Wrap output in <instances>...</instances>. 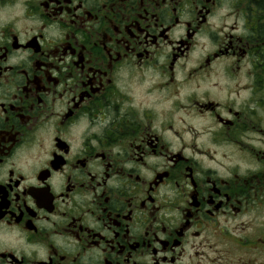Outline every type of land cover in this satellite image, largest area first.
Instances as JSON below:
<instances>
[{"label": "flooded vegetation", "instance_id": "1", "mask_svg": "<svg viewBox=\"0 0 264 264\" xmlns=\"http://www.w3.org/2000/svg\"><path fill=\"white\" fill-rule=\"evenodd\" d=\"M0 264H264V0H0Z\"/></svg>", "mask_w": 264, "mask_h": 264}]
</instances>
